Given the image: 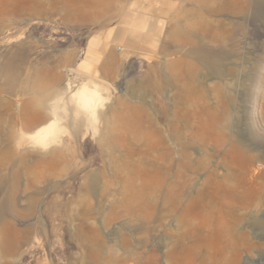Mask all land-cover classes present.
<instances>
[{"label":"rangeland","instance_id":"obj_1","mask_svg":"<svg viewBox=\"0 0 264 264\" xmlns=\"http://www.w3.org/2000/svg\"><path fill=\"white\" fill-rule=\"evenodd\" d=\"M0 264H264V0H0Z\"/></svg>","mask_w":264,"mask_h":264},{"label":"bare ground","instance_id":"obj_2","mask_svg":"<svg viewBox=\"0 0 264 264\" xmlns=\"http://www.w3.org/2000/svg\"><path fill=\"white\" fill-rule=\"evenodd\" d=\"M64 114H63V116H61L59 118V120L56 123V126H55V128L53 130H50V129H48V130L47 129L46 130H38L35 133V135H37L39 137V139H40L38 144L44 146V145H46L48 143H51L52 141L57 139V137H59L60 133H62L64 131V126L62 125V123L65 121ZM76 120H77V118H75V120L73 121L74 125L77 124Z\"/></svg>","mask_w":264,"mask_h":264}]
</instances>
